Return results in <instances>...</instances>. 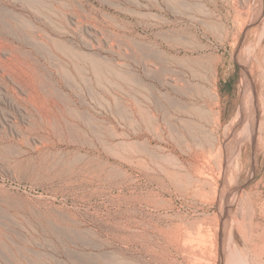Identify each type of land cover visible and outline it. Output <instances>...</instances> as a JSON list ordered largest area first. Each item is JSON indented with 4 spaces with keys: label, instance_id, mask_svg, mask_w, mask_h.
<instances>
[{
    "label": "rangeland",
    "instance_id": "374dc122",
    "mask_svg": "<svg viewBox=\"0 0 264 264\" xmlns=\"http://www.w3.org/2000/svg\"><path fill=\"white\" fill-rule=\"evenodd\" d=\"M0 264H264V0H0Z\"/></svg>",
    "mask_w": 264,
    "mask_h": 264
},
{
    "label": "bare ground",
    "instance_id": "6f19581e",
    "mask_svg": "<svg viewBox=\"0 0 264 264\" xmlns=\"http://www.w3.org/2000/svg\"><path fill=\"white\" fill-rule=\"evenodd\" d=\"M120 144L124 145L122 147V148H124L122 153L117 154L118 158L121 162L125 161V162H128V163L133 164V165H135V164L140 165V163H145L146 164L145 167H147V166H149V164L147 161H145V157L147 155H149V156H151V160L155 163L156 160H153L152 157L155 158L156 154L148 147V145L144 141L138 142L136 144L129 143L127 147H125L126 143L124 141H122ZM119 171H122V168H119ZM124 172L126 173V171H124ZM107 175L109 176L108 179L111 181V185L114 187H119L122 190L127 188V185L129 184L130 181H131V183L133 182V180H131L129 178H127L125 180H120V181H116V180L112 181L111 179H113V174L108 173ZM125 202H127L129 204V207L124 210L125 216L127 218L126 228H128V229L138 228V230H139L138 232H131L130 234L125 235L124 237H125L126 241L142 239L146 242V240H150L149 233H150L151 229L153 231L159 233V234H162V235H166V234L171 235L173 233V231H176L177 229L179 230V228L181 227L179 224H175L173 226L171 225V227H169V228H165L164 226H161L159 224H154L148 220L141 221L138 218L139 208L135 207V205H137V204H141V207L143 206V208H144V206L147 208H150V209L154 208V210H156L158 213L161 214L159 218H163V217H166L168 215V212L161 213V211L164 207L160 203H158L157 201L152 200L149 195H148V197L143 196V195H135V194L131 195V196L126 195V201ZM149 219H151V218H149ZM177 234H178V232H177ZM170 235H169V237H170ZM173 235L174 234H172V236ZM175 235H176V233H175ZM170 238H172V237H170ZM175 238H176V236H175ZM13 240H12V242L8 243V245L10 247L19 249L23 246L18 241H13Z\"/></svg>",
    "mask_w": 264,
    "mask_h": 264
}]
</instances>
